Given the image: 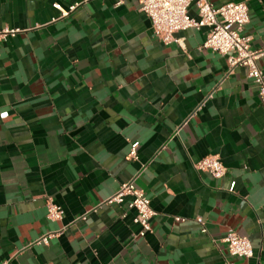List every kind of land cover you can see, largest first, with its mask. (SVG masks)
Here are the masks:
<instances>
[{
    "label": "crops",
    "instance_id": "0c3cea01",
    "mask_svg": "<svg viewBox=\"0 0 264 264\" xmlns=\"http://www.w3.org/2000/svg\"><path fill=\"white\" fill-rule=\"evenodd\" d=\"M243 1L264 51V0L209 3ZM4 28L20 32L0 42V264H264V103L206 28L163 45L136 0H0ZM208 155L222 178L194 169ZM129 181L155 214L143 237L128 199L103 203ZM228 230L252 258L228 256Z\"/></svg>",
    "mask_w": 264,
    "mask_h": 264
},
{
    "label": "built area",
    "instance_id": "2783aa9c",
    "mask_svg": "<svg viewBox=\"0 0 264 264\" xmlns=\"http://www.w3.org/2000/svg\"><path fill=\"white\" fill-rule=\"evenodd\" d=\"M139 11L151 24L153 36L163 45H181V39L176 34L189 29H207L206 40L202 47L224 57L230 69L242 67L246 69L247 78L255 85L257 95L264 103V75L257 61L264 55L262 50L251 49L250 37L244 35V27L249 22V11L246 2L227 3L213 7L209 0H136ZM194 7L196 16L188 14L189 7ZM61 16H67L75 10L72 5L64 11L57 4L53 5ZM20 32L18 29H0V42L13 37ZM129 158H136V146L132 145ZM194 169L208 174L213 179L222 178L226 169L216 155H208L194 165ZM128 199L127 208L135 212L133 223L140 227L139 237L151 232L150 220L155 215L150 208V201L142 191L137 189L132 181L120 185L119 190L106 199V205H122ZM46 217L49 221H58L63 217V211L52 201L46 203ZM195 222L202 233H206L204 221L196 218ZM56 234H48L35 241L36 244L47 245ZM229 257L233 259H250L253 248L250 241L228 230L222 239ZM225 264H233L226 262Z\"/></svg>",
    "mask_w": 264,
    "mask_h": 264
}]
</instances>
